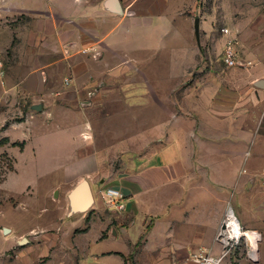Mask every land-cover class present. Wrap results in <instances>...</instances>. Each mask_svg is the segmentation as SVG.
<instances>
[{
	"label": "crops",
	"instance_id": "obj_1",
	"mask_svg": "<svg viewBox=\"0 0 264 264\" xmlns=\"http://www.w3.org/2000/svg\"><path fill=\"white\" fill-rule=\"evenodd\" d=\"M196 1L172 9L170 0H119L123 14L117 15L105 9L106 0H0V52L18 37L21 50H31L33 59H49L45 68L62 66L68 72L63 81L34 74L37 70L25 75L19 62L11 92L57 100L50 108L51 126L71 146L64 181L46 197L56 202L55 210L27 225L15 213L21 204L12 208L6 240L11 244L0 250V264H194L200 252H222L217 235L229 210L246 232L260 236L256 264L264 259V87L257 85L264 79V27L242 37L249 64L229 68L224 57L211 61L212 37L204 34L206 23L199 17L196 36ZM10 13L25 17V23L7 25L3 19ZM154 20L161 23L155 30ZM152 29L164 41L174 34L187 41L160 45L170 59L162 62L169 66L163 82L171 85L165 93L152 92L158 108L151 113L166 119L112 148L74 142L67 107L59 101L101 93L110 79H122L114 78L111 68L125 63L137 67L131 80L136 88L148 81L137 55L152 48L139 41ZM128 37L134 41L127 45ZM93 51L110 61L91 60ZM135 87L130 97L137 102L143 95ZM84 178L94 207L68 218V194ZM107 188L123 192L125 209L108 207L101 193ZM62 189L60 200L53 192L58 196ZM23 238L28 242L21 246Z\"/></svg>",
	"mask_w": 264,
	"mask_h": 264
},
{
	"label": "rangeland",
	"instance_id": "obj_2",
	"mask_svg": "<svg viewBox=\"0 0 264 264\" xmlns=\"http://www.w3.org/2000/svg\"><path fill=\"white\" fill-rule=\"evenodd\" d=\"M194 2L195 0H170L172 9L176 7L190 8ZM192 16L205 21L204 34H210L212 37V46L209 47L210 59L220 60L223 58L226 38L221 30L229 28L238 40L237 49L240 60L246 65L249 64L245 57L243 35L249 30H255L256 33L257 27H264V0H197ZM3 21L12 28H17V24L25 23L26 19L15 13H10ZM154 21L155 30L160 27L161 23ZM148 27L147 31H151V28ZM154 30L152 29V33L145 35V39L140 38V32L135 33L141 43L147 40L148 45L152 47L148 52L137 55H142L139 58H142L144 63L138 67L139 69L147 68L145 71L148 81L142 79L144 82L137 84L136 88V83H132L131 80L136 78L137 67L125 63L121 69L111 68L110 74L114 78L117 74L122 79H110L101 93H96L91 97L86 95L76 100L59 101L67 107V117L73 126L72 138H74V142L90 143V149L112 148V146H118L117 144L143 133L146 127L151 126V122L166 119V116L161 113H151L153 109L157 110L158 108L152 103L154 101L152 92L154 91L157 95L165 93L168 91V85H171L166 81L163 82L166 80V75H169V66L162 62L165 61V58L170 59L169 52L161 50L160 45L184 40L181 39V34L180 38L174 34L164 41ZM131 41L134 40L128 37L125 43L128 45ZM139 41L136 39L133 44L137 45ZM186 42L185 40L184 43ZM20 43L19 38L14 37L9 48L0 52V141L8 140V144L0 148L3 173L1 177L3 181L0 183V250L6 249L11 244L6 241L9 234L4 235L3 228L10 229L7 223L11 220V209L17 208L18 203L21 204V208L15 213L21 215L27 225L33 223L32 220L43 218L55 210L56 202L52 203L46 197L53 191L55 185L64 181L71 150L69 142L60 137L63 132L57 133L51 126L54 124L55 115H52L50 108L53 101L57 100L41 98L38 94L11 92L13 85L16 84L13 80L19 73V62L25 64L21 68V72L25 75H31L34 70H37L34 74L44 76L47 73L53 79L63 81L68 72L62 66L48 70L44 64L49 59H33L31 50H21ZM206 48L205 50H207ZM37 54H44V52H37ZM47 54L51 53L47 52ZM60 55L65 56L66 54L61 51ZM89 55V58L94 61L102 59L110 61L109 58L97 51H93ZM19 56H21L20 61L18 60ZM95 70H98L97 66H95ZM166 71L168 72L166 73ZM8 77L12 78V81H9ZM134 87L137 90L141 89V95H143V99L137 102L136 98L130 97ZM90 90L93 94V87ZM82 101H90L91 104L82 106ZM141 101L144 105H141ZM37 104L43 105L41 112L32 109V106ZM59 117L63 120L66 119V116ZM80 125L82 128L79 130ZM80 148L76 147V150ZM81 150H84V147ZM11 167L12 171H9ZM92 187L96 199L99 200L98 186L93 185ZM28 188L30 192H27ZM64 191V189L61 190L57 199L60 197L61 200ZM55 192H53L54 196ZM230 216L232 217L234 214L230 212ZM229 259L227 264H253L248 258L244 240L233 249ZM260 264H264V259Z\"/></svg>",
	"mask_w": 264,
	"mask_h": 264
},
{
	"label": "built area",
	"instance_id": "obj_3",
	"mask_svg": "<svg viewBox=\"0 0 264 264\" xmlns=\"http://www.w3.org/2000/svg\"><path fill=\"white\" fill-rule=\"evenodd\" d=\"M221 31L223 35L226 37V43L223 51V57L226 66L229 68H235L238 66L243 67L244 65H246L240 60L237 49L238 40L233 35L232 31L229 28H222ZM247 155H250V153H248ZM101 193L102 196L105 198L109 208H114L115 210H123L126 208L125 195L120 190L115 188H107ZM230 212L232 211L229 210L227 219L217 235V241L220 242L223 246L220 255L212 256L210 253L200 252L193 257L194 264H226L227 260H229L230 258L233 249L239 246L243 240L249 260L253 264L258 263V253H256V255H253L252 243L257 245L258 248L260 236L257 233H252L254 236H256V238L254 242L251 241L250 238L246 236L247 232L240 225V223L238 222L237 218L234 215V218L237 220L240 227V233L236 234L234 229L230 226V222H231Z\"/></svg>",
	"mask_w": 264,
	"mask_h": 264
},
{
	"label": "water",
	"instance_id": "obj_4",
	"mask_svg": "<svg viewBox=\"0 0 264 264\" xmlns=\"http://www.w3.org/2000/svg\"><path fill=\"white\" fill-rule=\"evenodd\" d=\"M105 9L113 14L122 15L123 9L120 5L119 0H106L105 2ZM199 18L195 21V32L196 36L199 39L200 36V25H199ZM258 86L264 87V79L258 81ZM32 109L41 112L43 106L41 104H37L32 106ZM57 198V194L55 195ZM95 204L94 195L91 189V185L87 179H82L68 194V211L67 217H79L87 212H89ZM11 232L9 228H3V234L7 235ZM28 240L23 238L19 244L23 246L26 244Z\"/></svg>",
	"mask_w": 264,
	"mask_h": 264
},
{
	"label": "bare ground",
	"instance_id": "obj_5",
	"mask_svg": "<svg viewBox=\"0 0 264 264\" xmlns=\"http://www.w3.org/2000/svg\"><path fill=\"white\" fill-rule=\"evenodd\" d=\"M230 226L234 229L236 234L240 233L239 224H238L237 220L234 218V216L231 217ZM246 236L248 238H250V240L253 242L256 238V236H254L252 233H248V232L246 233ZM252 244H253V255H256V253H257L256 245L254 243H252Z\"/></svg>",
	"mask_w": 264,
	"mask_h": 264
},
{
	"label": "trees",
	"instance_id": "obj_6",
	"mask_svg": "<svg viewBox=\"0 0 264 264\" xmlns=\"http://www.w3.org/2000/svg\"><path fill=\"white\" fill-rule=\"evenodd\" d=\"M8 144V140L7 139H3L0 141V148L6 146ZM6 158V157H5ZM9 171H12V167L10 168ZM3 173H2V168H1V161H0V183L3 181L1 180Z\"/></svg>",
	"mask_w": 264,
	"mask_h": 264
}]
</instances>
